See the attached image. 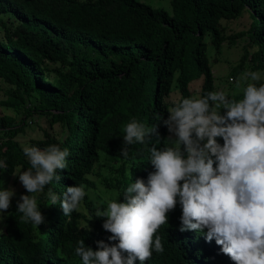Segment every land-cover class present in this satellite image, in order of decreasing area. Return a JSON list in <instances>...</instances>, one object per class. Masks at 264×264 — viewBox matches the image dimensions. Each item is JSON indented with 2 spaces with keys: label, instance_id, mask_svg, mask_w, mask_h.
Segmentation results:
<instances>
[{
  "label": "trees",
  "instance_id": "1",
  "mask_svg": "<svg viewBox=\"0 0 264 264\" xmlns=\"http://www.w3.org/2000/svg\"><path fill=\"white\" fill-rule=\"evenodd\" d=\"M170 4L171 12L140 0H0V79L11 87L7 98L0 99V159L8 165L0 180L30 167L23 145L15 140L29 119L43 116L51 129L43 138L30 140L29 146L56 144L69 151L67 167L57 170L61 180L37 194L46 223L34 227L20 219L16 202L27 194L24 187L3 213L0 264H82L75 254L80 240L94 251L97 241L118 243L108 240L111 233L102 227L105 218L96 217V212L109 200L124 202L123 191L137 178L147 182L154 171L150 148L164 147L170 135L162 122L167 109L194 96V82L201 83L197 98L217 91L207 38L211 58L224 43L234 45L247 36L245 52L230 76L243 73L246 62L251 71L264 73V0ZM245 14L249 25L227 34L222 23ZM175 95L178 98L171 100ZM229 97L239 100L243 92ZM132 118L147 126L157 124L161 142L153 136L137 143L124 159L123 128ZM217 140L223 144L222 138ZM103 166L113 168L112 175L103 177L105 193L97 194L93 177ZM79 185L87 195L70 216L47 199L49 188L62 197L66 187ZM181 214L178 204L157 233L164 252H153L143 264H235L214 239L207 242L204 233L180 232Z\"/></svg>",
  "mask_w": 264,
  "mask_h": 264
},
{
  "label": "clouds",
  "instance_id": "2",
  "mask_svg": "<svg viewBox=\"0 0 264 264\" xmlns=\"http://www.w3.org/2000/svg\"><path fill=\"white\" fill-rule=\"evenodd\" d=\"M264 73L246 71L235 81L243 97H229L224 91H209L197 98H183L167 109L163 125L170 134L164 147L150 148L149 162L154 171L147 182L137 178L124 193V202L109 200L99 208L102 227L111 233L109 244L97 241L98 250L78 242L75 254L82 264H141L153 252L163 253L158 230L168 224V214L179 204L180 232L204 233L235 264H264ZM221 109L224 110L223 114ZM120 156L129 157L131 146L157 137L158 125L147 126L132 118L123 128ZM217 138H222L221 145ZM30 167L13 173L27 194L16 202L20 219L34 227L46 223L38 207L37 194L61 176L67 167V149L52 144L44 149L23 145ZM8 168L0 159V173ZM130 172V170H129ZM130 175L132 176L131 172ZM0 185L3 181L0 180ZM15 189L0 186V224L12 206ZM87 193L85 186H68L62 197L51 188L46 196L59 203L64 216L79 211ZM89 230V229H87ZM0 231L3 228L0 227Z\"/></svg>",
  "mask_w": 264,
  "mask_h": 264
},
{
  "label": "rangeland",
  "instance_id": "3",
  "mask_svg": "<svg viewBox=\"0 0 264 264\" xmlns=\"http://www.w3.org/2000/svg\"><path fill=\"white\" fill-rule=\"evenodd\" d=\"M140 1L154 8H162V9H165L171 12L170 0H140ZM248 25H249V18L247 14H245L240 19L233 20V21H224L222 23V26L225 28L227 34L239 33L240 31L244 30ZM247 41H248V38L247 36H245L243 38H238L236 44L234 45L226 42L224 43L223 49L219 53L215 54L213 57L210 58L211 54L213 53L212 51L213 47L211 46L210 39L209 38L206 39V42L208 45L207 55L209 57V60L211 59L214 64L213 71L216 77L217 91H224L228 95H232L233 93H237V92H243L242 90L244 87L243 82L241 84L240 89H237L235 85V81L241 76L242 73L237 78H232L230 76V73L232 69L236 65L239 64L240 59L245 52L244 47L248 44ZM254 49L255 48L253 49L249 48V51L252 52ZM211 60H210V64H211ZM244 68H245L244 72L251 71L250 63L246 62ZM200 87H201V83L198 81L194 82L191 85V89L195 97H198ZM10 88L11 87L8 84H6L2 79H0V99L7 98L6 92ZM177 98L178 96L175 95L171 98V100H176ZM1 111L4 114L14 116V112H12L11 110L2 108ZM27 123L28 125L25 128V131L19 134L15 139L18 142H20L21 145H28L30 140L43 138L44 131L51 132V129H49L47 118L43 116L41 117L37 116V117H34V119H29L27 120ZM54 128H55L54 132L59 131L58 127H54ZM112 170L113 168L103 166L100 168V175L93 177L96 183V191H97L96 193L97 194L105 193L106 186L105 184H103V177L104 176L106 178L110 177L112 175ZM15 174H19V170ZM2 187L3 188L11 187L15 189L16 194L18 193V191H20L23 188L21 182L18 179V176H14V175H11V176L5 175L3 179ZM90 193H91V190H90ZM0 227H2L4 230L5 224L4 223L0 224Z\"/></svg>",
  "mask_w": 264,
  "mask_h": 264
}]
</instances>
